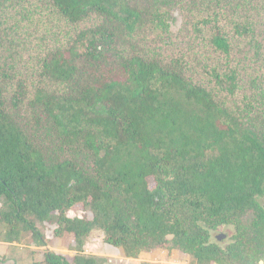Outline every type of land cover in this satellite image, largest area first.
Instances as JSON below:
<instances>
[{"label":"trees","instance_id":"16d2710c","mask_svg":"<svg viewBox=\"0 0 264 264\" xmlns=\"http://www.w3.org/2000/svg\"><path fill=\"white\" fill-rule=\"evenodd\" d=\"M50 2L72 25L95 16L104 22L43 58L34 98L25 89L13 98L15 108L30 100L63 156L13 119L5 85L14 78L0 67V243L29 232L46 247L41 224L81 247L101 232L126 258L167 250L191 264H264V244H247L251 230L264 232V136L255 105L238 101L240 80L230 68V35L253 36L252 24L231 19L232 34L218 10L198 20L194 33L211 32V48L224 60L203 84L174 58L159 62L119 46L122 36H169L174 1ZM79 206L84 216L70 217ZM225 226L236 234L222 246L211 233ZM33 264L112 263L45 250Z\"/></svg>","mask_w":264,"mask_h":264},{"label":"rangeland","instance_id":"374dc122","mask_svg":"<svg viewBox=\"0 0 264 264\" xmlns=\"http://www.w3.org/2000/svg\"><path fill=\"white\" fill-rule=\"evenodd\" d=\"M170 1H174L171 11L176 23L169 36L147 32L134 42L122 36L118 39L120 48L159 62L174 58L178 69L188 78L207 84V70L223 64L224 60H220L211 48L212 33L206 32L205 37L199 39L193 31L195 24L214 10L220 12L221 25L229 33L234 34L229 22L231 19L241 20L244 25L252 24L253 36L238 38L230 35L233 42L230 68L237 72L240 80L237 99L241 105L250 101L255 105L254 124L264 136V0ZM103 22L102 18L95 16L80 25H72L54 12L50 0H0V67L7 69L14 78L5 85L6 105L13 119L50 153L64 155L60 152V144L50 125L40 120L38 111L29 105L30 100L15 108L13 98L23 89L28 92L29 98H34V90L40 83L39 67L43 58L53 50L66 46L80 29L98 26ZM69 216L83 217V208H75L69 212ZM39 227L47 241L53 233V227L41 224ZM235 234L233 227L225 226L213 231L211 236L213 242L226 246L233 242ZM48 243L52 251L71 256L85 254L103 257L98 254H107L114 258H103H108L112 264H117L115 257L121 252L107 245L103 233L98 231L87 239L83 247L67 238H55ZM259 243L264 244V232L251 230L247 244L255 246ZM49 247H40L31 233H24L20 242L0 251V264L40 263L45 250L51 251Z\"/></svg>","mask_w":264,"mask_h":264},{"label":"crops","instance_id":"0c3cea01","mask_svg":"<svg viewBox=\"0 0 264 264\" xmlns=\"http://www.w3.org/2000/svg\"><path fill=\"white\" fill-rule=\"evenodd\" d=\"M10 245L11 244L0 243V251L7 250ZM98 255L103 257L109 256V258L113 257L107 254ZM115 259L117 260V264H191L186 257L182 256L178 252L170 253L167 250H159L152 253L144 254L139 259L126 258L122 252H119L118 257H115Z\"/></svg>","mask_w":264,"mask_h":264},{"label":"built area","instance_id":"2783aa9c","mask_svg":"<svg viewBox=\"0 0 264 264\" xmlns=\"http://www.w3.org/2000/svg\"><path fill=\"white\" fill-rule=\"evenodd\" d=\"M52 234H53V233H52ZM52 234L49 236V239L54 240V236H53ZM47 247H49V246H46L45 248H47ZM50 247H51V246H50ZM50 247H49V250L52 249V247H51V248H50ZM47 249H48V248H47ZM52 250H53V249H52ZM52 250H51V251H52Z\"/></svg>","mask_w":264,"mask_h":264}]
</instances>
